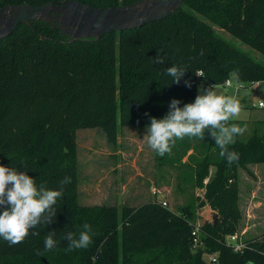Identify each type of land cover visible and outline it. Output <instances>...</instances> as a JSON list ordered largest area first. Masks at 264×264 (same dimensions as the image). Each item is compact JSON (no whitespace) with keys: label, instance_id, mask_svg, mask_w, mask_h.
I'll return each instance as SVG.
<instances>
[{"label":"trees","instance_id":"1","mask_svg":"<svg viewBox=\"0 0 264 264\" xmlns=\"http://www.w3.org/2000/svg\"><path fill=\"white\" fill-rule=\"evenodd\" d=\"M48 1L56 0H0V6ZM77 1L104 7L136 0ZM31 24L19 23L0 39V165L25 171L38 187L58 190L65 176L71 183L64 186L50 224L30 230L14 246L0 238V264H208L204 252H217L216 264H264V240H250L249 248L238 253L223 239L238 217V167L264 164V129L259 126L228 146L239 154L231 165L207 132L203 140H177L170 154L155 152L156 166L183 168V183L204 186L199 205L207 203L221 216L202 227L203 245L197 249L189 224L193 202L179 212L157 201L126 205L118 219L114 206L78 204L76 160L77 129L102 127L115 143L118 122L137 127L150 125V117L162 119L173 99L181 107L194 102L199 80L220 84L232 74L238 82H261L264 88V64L213 30V25L225 30L264 56V0H184L161 20L73 42L48 22ZM158 54L166 58L164 64L154 63ZM173 65L187 69L178 84L165 75ZM198 70L204 77L195 75ZM84 224L94 233L92 243L68 250L65 234L78 237ZM49 232H55L56 246L45 250Z\"/></svg>","mask_w":264,"mask_h":264},{"label":"rangeland","instance_id":"2","mask_svg":"<svg viewBox=\"0 0 264 264\" xmlns=\"http://www.w3.org/2000/svg\"><path fill=\"white\" fill-rule=\"evenodd\" d=\"M121 1L117 0L118 3ZM197 16L206 21L202 16ZM213 30L231 45L264 64V56L258 51L215 25ZM229 78L231 86L199 80L197 95L200 88L215 85L217 94L235 96L239 99L243 110L236 120L240 127H246V131L239 135V138L245 140L252 134L254 127L259 126L260 129H264V124H258L264 121V108L257 106L258 100L264 99V88L262 84L238 82L232 74ZM129 127L121 126L118 122V137L115 143L108 141L102 127L76 130L78 204L114 206L120 219L122 208L126 205L138 206L150 201L160 203L166 201L165 207L179 212L182 206L193 202L195 212L194 217L190 219L191 223L199 224L202 229L205 223H213L214 213L217 215V223L221 217L217 210L207 203L199 205L204 200V186L192 188L189 183H183L182 173L185 171L183 168L156 166L155 151L148 146L147 139L144 138L147 126ZM214 172L215 168L211 167L208 176H213ZM237 175L238 217L231 222L233 230L226 232L223 239L226 241L228 235L236 233L243 240L262 241L264 240V164H247L238 167ZM207 182L208 178L204 179L203 185ZM202 258L208 263L207 256L203 255Z\"/></svg>","mask_w":264,"mask_h":264},{"label":"clouds","instance_id":"3","mask_svg":"<svg viewBox=\"0 0 264 264\" xmlns=\"http://www.w3.org/2000/svg\"><path fill=\"white\" fill-rule=\"evenodd\" d=\"M203 55V50L200 53ZM165 57L157 55L154 63L164 64ZM187 69L184 66H170L165 75L172 78V83H179ZM195 75L204 77L203 72ZM191 87L190 81H185ZM215 85L200 88L194 102L180 106V101L173 99L169 112L162 118L150 117V125L144 138L148 146L159 156L170 154L177 140L199 138L203 140L209 133L220 148V156L229 165L239 160V154L229 151L228 146L235 143V137L242 135L246 127L230 123L238 119L243 105L234 96L217 94ZM71 183V177L65 176L59 182L58 190H50L45 185L37 186L36 180L25 171H17L14 167L0 165V238L9 246L23 243L30 230L39 225L50 224L56 216L57 201L63 195L64 186ZM39 235L38 232H31ZM91 226L83 225V231L77 235L73 232L65 234L69 241L68 250L86 249L92 243ZM55 232H49L44 240L45 250L56 246Z\"/></svg>","mask_w":264,"mask_h":264},{"label":"water","instance_id":"4","mask_svg":"<svg viewBox=\"0 0 264 264\" xmlns=\"http://www.w3.org/2000/svg\"><path fill=\"white\" fill-rule=\"evenodd\" d=\"M184 0H136L126 5L96 7L77 0H56L43 4L0 6V39L11 34L19 23L44 21L67 34L70 42L121 31L161 20L178 10ZM213 214V224L216 223Z\"/></svg>","mask_w":264,"mask_h":264},{"label":"built area","instance_id":"5","mask_svg":"<svg viewBox=\"0 0 264 264\" xmlns=\"http://www.w3.org/2000/svg\"><path fill=\"white\" fill-rule=\"evenodd\" d=\"M197 72H202L201 70H198ZM256 84H262L261 82H254ZM225 86H231V80L230 78H226L225 81L223 82ZM253 84V83H251ZM236 90H238L236 88ZM235 97V96H234ZM258 107H263L264 108V99L258 100L257 103ZM162 206H166V201L161 202ZM192 226V231H191V244L193 249H197L203 245L201 234H202V229L199 224L191 223L189 222ZM249 242L250 240H243L238 237L236 233L230 234L227 236V240L225 243L229 245L234 252L242 253L244 249L249 248ZM203 255L207 256L208 258V263L210 264H216L217 263V252H204ZM202 255V256H203Z\"/></svg>","mask_w":264,"mask_h":264},{"label":"crops","instance_id":"6","mask_svg":"<svg viewBox=\"0 0 264 264\" xmlns=\"http://www.w3.org/2000/svg\"><path fill=\"white\" fill-rule=\"evenodd\" d=\"M143 126H149V125H143ZM143 126H142V127H143ZM128 127H129V126H128ZM130 127H132V126H130ZM130 127H129V128H130ZM137 127H140V126H137ZM137 127H135V128H137ZM142 127H141V128H142ZM125 129H128V128H125ZM142 129H143V128H142ZM191 152H192V150L190 149V150L187 151V154H189V153H191ZM186 160H187V156H185V157L182 159V161H186ZM127 206H131V205H127Z\"/></svg>","mask_w":264,"mask_h":264}]
</instances>
